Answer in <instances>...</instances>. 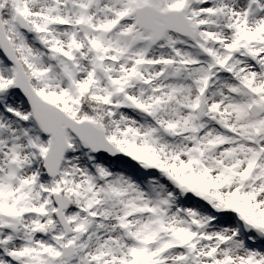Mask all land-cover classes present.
<instances>
[{"label": "snow or ice", "instance_id": "obj_1", "mask_svg": "<svg viewBox=\"0 0 264 264\" xmlns=\"http://www.w3.org/2000/svg\"><path fill=\"white\" fill-rule=\"evenodd\" d=\"M0 264H264V0H0Z\"/></svg>", "mask_w": 264, "mask_h": 264}]
</instances>
